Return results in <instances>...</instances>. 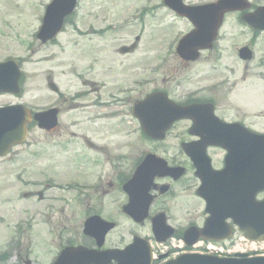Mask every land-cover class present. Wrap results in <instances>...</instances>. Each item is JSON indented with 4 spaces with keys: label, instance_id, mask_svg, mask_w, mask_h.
Wrapping results in <instances>:
<instances>
[{
    "label": "rangeland",
    "instance_id": "1",
    "mask_svg": "<svg viewBox=\"0 0 264 264\" xmlns=\"http://www.w3.org/2000/svg\"><path fill=\"white\" fill-rule=\"evenodd\" d=\"M48 1L0 0V62L6 58L19 61L23 92L18 96L1 95L0 106L21 103L34 110L51 105L58 109L54 129L45 131L30 126L24 144L0 159V248L9 246L10 238L12 241L15 237V247L20 248L15 251L40 261L49 260L67 239L75 243L84 240L81 211L86 207L96 206L118 221V227L105 240L106 246L123 244L121 238L130 241L132 232L147 231L149 223L143 220L138 226L123 215L125 195L118 185L103 192L99 187L62 191L51 186H32L31 179L42 182L46 177L43 175L51 172L61 180L65 175L86 178L95 170L102 177L113 178L117 158L118 163L130 159L129 165L139 152L153 150L164 152L170 161L178 151V137L186 139L188 120L174 125L164 141L148 144L138 135L129 105L113 100L111 105L98 109L108 98L112 100L117 95L126 103L128 93L129 98L136 99L153 87L167 89L179 97L190 89L206 88L211 81L224 79L216 92H204L202 97L215 95L222 108L229 110L235 105L236 110L247 115L246 121L264 127V113L260 112L264 108V78L257 76L258 72L264 75V64H258L264 53V34L250 38L248 28L238 22L234 13L225 16L219 49L204 51L192 63L175 53L176 40L190 30V24L176 17L161 0H78L75 12L54 42L41 43L35 33ZM253 3L263 4L264 0ZM136 38L137 46L132 52L117 51ZM243 43L254 51V58L247 63L235 56V48ZM142 78L148 83L135 85ZM252 91L263 97L256 99L255 103L261 105L254 114L229 95L238 92L244 99ZM110 109L119 113L110 116ZM91 113L99 114L93 124L85 117ZM73 120L80 123L75 125ZM86 139L95 141L96 148L83 146ZM62 156L66 158H58ZM180 188V184L173 187V192H177L175 199L164 194L156 202L165 206L167 212L171 210L173 215L185 218L189 207L181 209L176 201L190 200V195ZM58 196L65 200H50L59 199ZM49 202L55 208L48 215L30 219L29 213H41ZM7 260L6 264H15L13 257Z\"/></svg>",
    "mask_w": 264,
    "mask_h": 264
},
{
    "label": "water",
    "instance_id": "2",
    "mask_svg": "<svg viewBox=\"0 0 264 264\" xmlns=\"http://www.w3.org/2000/svg\"><path fill=\"white\" fill-rule=\"evenodd\" d=\"M76 0H53L52 3L48 6L47 8V13L44 18V28L41 33V38L44 41L46 38L50 37L54 31H56L61 24L62 18L64 15L68 14L74 7ZM174 1V0H169ZM235 0H220L217 3L210 5L208 7H213V16H216V22L219 20L220 13L224 9H228L229 7H232L233 4L232 2ZM171 7L177 9L178 12H185V8L183 7L184 10L180 8V5L178 3V6L176 3L174 4H169ZM179 7V9H178ZM57 27V28H56ZM213 29H211V32H213ZM192 35H188L186 40L181 41L178 52L185 58H191L192 56V42H191ZM205 45V44H204ZM184 48H188V51H185ZM193 57V56H192ZM6 70L8 71V74L10 75L11 67L10 65L5 66ZM13 72H11L12 74ZM9 80L11 81V78L9 77ZM0 90H7V91H14L15 86L11 83V85L8 86H2ZM28 119V114H24V118L22 119V123L24 124L25 121ZM22 128L21 127V133L20 135H23L22 133ZM20 135L12 136L11 134L7 136H0V155L6 152L7 148L15 142H18V139ZM264 239V238H263ZM171 264H264V262L256 261L254 260H247V259H242V260H227V261H222V260H214V259H207V260H202V261H195V260H183L180 262L176 263H171Z\"/></svg>",
    "mask_w": 264,
    "mask_h": 264
},
{
    "label": "flooded vegetation",
    "instance_id": "3",
    "mask_svg": "<svg viewBox=\"0 0 264 264\" xmlns=\"http://www.w3.org/2000/svg\"><path fill=\"white\" fill-rule=\"evenodd\" d=\"M258 5H262V4L261 3H253V1L250 0V5H249L250 10L254 9ZM234 14L237 15L238 13H234ZM247 46L249 47V45H247ZM217 49H219V48H217ZM217 49H215V50H217ZM236 52H237V49H235V53ZM244 63H247V62H244ZM192 101H194V102H192L194 105H203V106L205 105L206 106V110H205L206 117L202 120V122H205L208 125L213 124V121H215V117H217L218 119H220L221 121H224V122L245 123L243 115H241L236 109H229L228 110L226 108H222L221 106H218L215 103L214 104H199V102H197L198 99H196L195 97L193 98ZM190 125H191V122H189L188 125L186 124L185 130H184V134H185L186 139H184V141L185 142L198 141L200 139L199 135L189 134L188 129H189ZM206 152L208 153V155L211 159L212 166L215 169L221 168L225 151L218 148V147L210 146L206 149ZM179 153L182 157V160L177 161L176 165L182 166L184 168V173L179 178L180 180H179L178 184H180L181 186L189 185L191 187L190 195H192V192L195 193V191L197 189V185H198V180L194 176L195 169L192 168L188 159L185 157V155L183 154V152L181 150L179 151ZM183 204L188 205L189 215L187 218H190V220L192 222L188 223L185 227H182L179 230V233H180V231L182 232L189 225L197 226V224L202 220V216L204 215L203 214V202L201 201V199H199L197 197V195H195V198L192 199L191 201L184 202ZM199 205H201V210L198 213ZM183 224H184L183 222L180 223V225H183Z\"/></svg>",
    "mask_w": 264,
    "mask_h": 264
}]
</instances>
